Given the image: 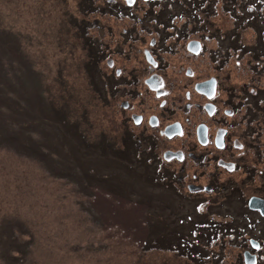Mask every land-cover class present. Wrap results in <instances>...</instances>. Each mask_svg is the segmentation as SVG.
<instances>
[{
    "label": "rangeland",
    "instance_id": "obj_1",
    "mask_svg": "<svg viewBox=\"0 0 264 264\" xmlns=\"http://www.w3.org/2000/svg\"><path fill=\"white\" fill-rule=\"evenodd\" d=\"M126 3L0 0V264H242L243 249L259 246L264 260V217L246 204L264 198V0H160L157 21L144 15L148 4ZM192 36L205 52L187 49ZM150 74L172 90L165 121L212 75L218 90L262 102L248 111L258 137L249 129L245 147L231 149L240 165L216 167L237 189L184 191L168 166L161 176L152 160L131 157L132 147L114 148L121 100L134 86L154 90ZM154 99L149 92L145 107ZM181 232L193 237L186 253L183 240L167 244Z\"/></svg>",
    "mask_w": 264,
    "mask_h": 264
},
{
    "label": "flooded vegetation",
    "instance_id": "obj_2",
    "mask_svg": "<svg viewBox=\"0 0 264 264\" xmlns=\"http://www.w3.org/2000/svg\"><path fill=\"white\" fill-rule=\"evenodd\" d=\"M159 1L124 0L128 6H134L142 2V4H148L144 5L141 9L144 10V15L146 13L150 14L156 21V17L159 16L157 14L159 10L156 9ZM110 7L113 10L117 8L115 6ZM130 8L133 9V7ZM114 11H117V13L115 12L116 14L124 16H131L133 14L129 7H120ZM141 20H143V17ZM171 26L173 29H179L177 24H171ZM162 34H165V32L163 31ZM194 41L197 42L194 43ZM190 42L193 43L192 47L190 46ZM152 44L155 43L153 42ZM187 49L194 53V55L200 54L203 51L205 52L206 44L201 38L192 36L187 40ZM145 52L146 55L147 53L151 55V58L147 56L148 60L154 66H157L159 59L152 52L151 48H145ZM187 72L192 74L193 69L189 67ZM159 76L156 78L152 74L146 79L149 86L156 85L154 90H148L147 87L146 89H139V87L134 86L132 87L133 89L131 88V90L126 92V97L121 100L120 104L122 108L119 107V110L125 113V118L123 121L122 145L116 146L118 148L121 147V149L132 147L130 149L131 157L145 159L146 161L152 160L149 163H156V170L159 171V175L161 176L164 173H162L160 167L163 165L168 166V173L172 176L165 175L175 181L181 190L185 188L186 191L193 193H207L219 190L232 192L237 189L229 183V177L224 179V181L220 180L221 177L216 167L231 171V169L240 165L241 159L239 161V159L231 157V149L236 147L235 149L241 151L245 147L248 142L247 135L249 129H251V132L256 131L255 136L258 137V125L253 126L252 122L255 119L254 117L249 119L251 114L248 111L250 107L261 110L262 102L260 103L257 99L256 105H253V103L248 104L247 101L242 100V97H238L240 95V93H237L239 90H218L220 85L219 79L217 76L212 75L196 81V90H190L193 94V99L184 102V106L179 107L180 117L172 121H165L166 113L164 108L168 103L172 90H166V88L165 90H161L163 82H160V78L163 76ZM212 78L215 79L216 90L198 89L197 85L200 82ZM190 91L188 92L190 93ZM149 92L153 93L156 98L154 100L157 103L155 105H148L146 108L145 102ZM160 101L162 106L158 109V112H149ZM165 138L173 141L169 147L165 142ZM160 141L162 143H159ZM260 178L262 180L261 176ZM261 184H264L263 180ZM232 195L238 196L240 193L237 191ZM254 195L258 194H252L246 201V204L250 210L264 217L260 209L249 206V200ZM260 234H257L258 240L255 239V241L262 246L264 232L261 236ZM259 247L252 249L244 248V262L242 264H264V260L260 259L261 248L259 249ZM247 252L249 253L250 262L246 261Z\"/></svg>",
    "mask_w": 264,
    "mask_h": 264
},
{
    "label": "trees",
    "instance_id": "obj_3",
    "mask_svg": "<svg viewBox=\"0 0 264 264\" xmlns=\"http://www.w3.org/2000/svg\"><path fill=\"white\" fill-rule=\"evenodd\" d=\"M230 9V8H229ZM91 42H93V40L91 39ZM236 43H238V41H236ZM249 49H252L253 51H255V49H253V48H248V50ZM262 53H260V54H262L263 56H264V51H261ZM106 140L107 141H109L110 143L112 142L113 143V141H111V140H109L108 138H106ZM111 143V144H112ZM116 150H118L119 151V148L115 145V147H114ZM202 220V219H201ZM205 221H207L208 222V220H203L202 222H205ZM207 224V223H206ZM207 225H209L210 226V224H207ZM211 226H217L218 228H222L221 227V225H219V224H212ZM212 228V227H211ZM195 230V229H194ZM175 235V237L178 239V242H174V241H172V239L171 238H169V242L167 243L168 245H175L176 246V244L178 245H180V243H182L183 242V244L181 245V247H179V246H177L178 248H180V249H182L181 251H184V253H186L187 252V249H184L183 247L184 246H190L193 242H192V240H193V237H192V239L190 240V238H188V236H187V240L186 239H184V236L186 237V235H184V232H181V233H179V234H174ZM183 240V241H182ZM151 241V240H150ZM182 241V242H181ZM147 242V241H146ZM202 242H204V243H202L201 244V249L203 250L204 249V245H212L213 243H214V238L213 239H207V243L205 242V241H203L202 240ZM210 248H212V246L210 247ZM210 251H211V249H208L207 248V255H212V254H210ZM207 255H205V256H207ZM214 255V254H213ZM207 257H209V256H207ZM202 260H204V261H206V262H208L207 261V258H205V259H202Z\"/></svg>",
    "mask_w": 264,
    "mask_h": 264
},
{
    "label": "water",
    "instance_id": "obj_4",
    "mask_svg": "<svg viewBox=\"0 0 264 264\" xmlns=\"http://www.w3.org/2000/svg\"><path fill=\"white\" fill-rule=\"evenodd\" d=\"M197 42V41H194V43ZM190 46L192 47L193 46V43L190 42ZM147 56L148 58H151V55L149 53H147ZM198 89L202 90L203 89H206V90H216V82H215V79L212 78V79H209V80H206L204 82H200L198 85H197ZM249 206L252 207V208H256V209H260L262 214L264 215V198H261L259 196H252L249 200ZM246 261L247 262H250V258H249V253L247 252L246 253Z\"/></svg>",
    "mask_w": 264,
    "mask_h": 264
}]
</instances>
